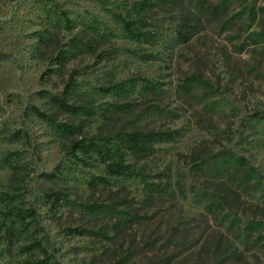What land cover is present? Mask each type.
<instances>
[{
  "label": "rangeland",
  "instance_id": "obj_1",
  "mask_svg": "<svg viewBox=\"0 0 264 264\" xmlns=\"http://www.w3.org/2000/svg\"><path fill=\"white\" fill-rule=\"evenodd\" d=\"M220 1L0 0V264H264V0ZM133 131L119 175L72 146Z\"/></svg>",
  "mask_w": 264,
  "mask_h": 264
},
{
  "label": "trees",
  "instance_id": "obj_2",
  "mask_svg": "<svg viewBox=\"0 0 264 264\" xmlns=\"http://www.w3.org/2000/svg\"><path fill=\"white\" fill-rule=\"evenodd\" d=\"M233 1L234 0H221L220 3L217 5V8H222V10H224ZM147 5L148 4L145 3L144 1V2H141L140 6H137V8H135L137 17L135 20L131 21L130 23L131 28L128 29L130 34L137 39L143 38L145 34L141 32H134L133 29L135 30L137 29V27L135 26L138 23L141 24L140 26L144 25L143 23H141L142 22L141 14L147 11V8H148ZM57 16L58 18L60 17L64 19L66 24L69 23V20L67 19V17L63 15V13L60 12ZM232 19L233 17H231L230 20ZM186 35L185 34L181 35L183 41L188 40L191 37L192 33H190L187 36ZM75 42L82 45V42L78 39H76ZM55 102L58 108H60L61 110L65 112L75 114L81 111V106H75V105L68 104L65 98H57ZM84 113L87 114L86 111H84ZM170 136L171 134L167 132H159V131L157 132H142V131L123 132V133L117 134L114 137L116 139H121V144L119 146L110 145L109 137L107 138L94 137V138H88V139L82 138L80 140H74L72 143V146L75 150L81 151L85 157H92V154L98 155L100 162L105 165V168H106L105 172L107 174L115 173L119 175L126 168V165L124 163V152L120 149V146L122 148H126L128 152L132 154L133 156H137V157L143 156L144 157L154 152V145L156 143L168 141L170 140L169 139ZM81 161L86 163V160L81 159ZM224 164L225 163H221V165H218V166L216 165V167L212 169V172L217 173V174L218 173L220 174V172L224 173V178L227 179L226 180L227 182H230L232 184L235 183L237 185L239 184V186L243 184L245 181H247L246 180L247 177H245L244 174L240 175L235 172L229 175V173L226 170H224V168L223 169L221 168V166H223ZM101 182L102 183L105 182V179H102ZM45 195H46L45 196L46 198L51 199L49 200L50 202L53 200V202H55L56 204L60 199H62L60 195L55 197L54 193H45ZM52 196H54V198H52ZM22 213L23 212H16L14 216L16 218H19V216H21ZM25 215L27 216V213L24 214V216ZM27 225H28L27 222L23 223L21 225V228H26ZM0 227H1L0 230L3 231L4 234L8 236V238L10 239L14 238L15 232H13V235H12L11 227L6 225L5 221H3V223L0 224ZM67 230L74 231V229L72 230L69 228ZM74 232H77L78 234L82 235L84 233H88L89 231L80 228V229H75ZM35 250H38V252H42L44 256L48 257V254H46V251L40 246L36 247L35 249L31 248L30 251H28V253L31 254L35 252ZM24 264H53V263L47 262L44 260L35 259V258H30Z\"/></svg>",
  "mask_w": 264,
  "mask_h": 264
}]
</instances>
